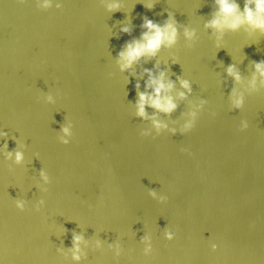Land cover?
<instances>
[{
    "label": "water",
    "instance_id": "obj_1",
    "mask_svg": "<svg viewBox=\"0 0 264 264\" xmlns=\"http://www.w3.org/2000/svg\"><path fill=\"white\" fill-rule=\"evenodd\" d=\"M121 2L109 13L100 0H52L47 9L42 0H0V131L9 133V150L18 147L12 138L26 145L17 165L3 156L0 137V264H264V78L253 63L264 59V33L247 24L225 29L218 48L219 33L205 28L215 0ZM236 2L243 12L245 0ZM164 10L195 29V46L188 48L180 27L173 47L133 71L159 62L172 79L192 82L171 117L159 114L170 127L204 103L191 131L153 138L140 135L150 121L134 116L136 78L121 73L114 57L131 39L117 38L120 23L131 21L138 37L143 16L159 22ZM229 64L240 81L228 75ZM233 88L244 97L238 109ZM65 120L68 144L58 140ZM243 120L249 126L241 131ZM41 167L51 180L47 192L36 186L44 184ZM150 188L167 201L153 199ZM16 197L27 201L24 211ZM166 226L176 233L171 241ZM74 232L83 236L79 261Z\"/></svg>",
    "mask_w": 264,
    "mask_h": 264
},
{
    "label": "clouds",
    "instance_id": "obj_2",
    "mask_svg": "<svg viewBox=\"0 0 264 264\" xmlns=\"http://www.w3.org/2000/svg\"><path fill=\"white\" fill-rule=\"evenodd\" d=\"M27 0H19V3L24 4ZM105 9L109 13H114L116 11H121L123 4L121 0H100ZM216 10L212 18L205 23V28L213 29L214 33H219L216 36V47H221V39L225 29L236 31L242 25L247 24L253 29H259L264 33V0H245L243 12L239 9V4L236 0H215ZM52 6V0H42L40 7L50 8ZM147 9L151 10L155 4L148 3L144 5ZM56 8H62V3L58 2L55 5ZM167 12V18L162 21H154L150 19L147 15L143 16L142 23L139 25L140 34L138 37L132 36L134 25L131 23H120L119 33L116 35L119 38L120 34H128L131 39L125 41L121 46L117 55L114 57L116 65H118L121 73H127L129 76L135 77V91L136 99L134 102L135 112L134 116L140 118L142 121H150L151 128L141 129L140 135L149 136L155 133V136L161 135L163 132L167 131L172 135L177 133L185 134L191 131L197 122L198 112L197 110L203 105L204 101H201L200 105H196L193 110L182 113V115L187 116L182 124L177 126H171L166 120L159 118V114H163L166 117H171L174 112L179 108L177 99L183 100L187 95L192 92V82L190 79L185 78L183 75H177L176 79H172V75H169V68H161L159 62L154 63L152 68L143 67L141 73H136L133 71V65L139 64L141 60L147 64L149 61L154 60L158 53L163 48L173 47L180 35V27L183 28V36L189 41L188 48H193L194 41L196 39L195 29L189 28L186 25H181L180 22L175 18V13L169 10H164ZM163 13H161L162 15ZM120 22V21H117ZM179 25V26H178ZM172 63H178V57H172ZM254 68L256 73L260 77L264 78V59L255 61ZM156 69V71H154ZM228 75L234 78V81L238 82L241 76L236 69L234 64H229L226 68ZM109 75H112L110 73ZM141 80L143 83V90H141ZM264 83V79L261 81ZM177 83L179 84V89H177ZM252 85L255 86L256 76H253L251 81ZM46 100L49 103H55L53 95L49 92L46 93ZM232 105L234 108L242 107L244 103V97L242 94H237L235 88H233L230 93ZM130 103H132L130 101ZM153 109L150 114L147 109ZM212 115H215L214 113ZM176 121L173 120L172 124L176 125ZM248 121L243 120L240 124V130L243 131L248 128ZM59 131L63 135L58 136V140L63 144H68L70 142V137L72 136L71 131V121L65 120V123L60 125ZM0 137L5 138V143L3 144V156L6 160H12L13 163L19 165L25 160V153L21 149H24L26 145L15 138H12L16 144L17 148L9 150L7 144V138L9 133L6 131H0ZM181 151H187L185 148H181ZM11 170V168H9ZM39 176L42 178L44 184L37 183V187L41 192H47L48 188L45 185L51 183L50 177L47 171L41 167L38 172ZM153 199L160 203L167 201L168 197L166 195H158V192L154 188L149 189L148 193ZM27 201L23 198H14V204L16 208L21 211L25 210ZM45 204V200L40 198L35 205L36 211H39L41 206ZM68 229L64 228V232ZM176 233L172 231L167 226L164 228V238L166 240H173ZM83 239L81 234L73 233V259L79 261L80 256V242ZM141 240L145 242L144 254L150 255L153 253V245L151 243V237L147 234L141 237ZM100 241H97L99 245ZM217 244H211L213 251L216 250Z\"/></svg>",
    "mask_w": 264,
    "mask_h": 264
}]
</instances>
